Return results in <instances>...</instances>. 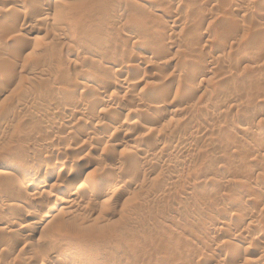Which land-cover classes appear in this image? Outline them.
<instances>
[{"label": "rangeland", "instance_id": "rangeland-1", "mask_svg": "<svg viewBox=\"0 0 264 264\" xmlns=\"http://www.w3.org/2000/svg\"><path fill=\"white\" fill-rule=\"evenodd\" d=\"M0 264H264V0H0Z\"/></svg>", "mask_w": 264, "mask_h": 264}, {"label": "bare ground", "instance_id": "bare-ground-1", "mask_svg": "<svg viewBox=\"0 0 264 264\" xmlns=\"http://www.w3.org/2000/svg\"><path fill=\"white\" fill-rule=\"evenodd\" d=\"M110 66H116L115 65V63H111V65ZM88 78L87 76H85V75H82V76H80V78ZM93 77V76H92ZM11 79V78H10ZM95 79V78H94ZM93 79V80H94ZM88 80H91V79H88ZM92 81V80H91ZM178 87V86H177ZM180 87V86H179ZM178 88H176V91H178L177 90ZM107 91L105 90L104 92H103V94L105 95V94H107L106 93ZM103 95V96H104ZM108 100V99H107ZM105 101V100H104ZM81 110V109H80ZM123 110V109H122ZM79 112V111H78ZM78 112H77V114H78ZM62 114V113H61ZM81 115V114H80ZM73 119V118H72ZM72 119H70V120H72ZM67 121L68 123H71V121ZM199 127V126H198ZM203 127V126H202ZM200 128H201V126H200ZM91 133V132H90ZM94 133H96V132H94ZM89 135V134H88ZM94 135V134H93ZM95 135H97V134H95ZM90 137V136H89ZM93 137V136H92ZM91 138V137H90ZM4 161V160H3ZM1 163H3V162H1ZM35 165H36V163H35V161L32 163V165H31V167L30 168H28V169H26V175H28V177H35L36 176V168H35ZM9 175V174H8ZM23 179V178H22ZM25 179V178H24ZM23 179V180H24ZM259 203V202H258ZM28 217V216H27ZM32 216H30L29 218H31ZM50 217V216H49ZM46 218H48L47 216H45V219ZM42 220V219H41ZM42 222H43V220H42ZM40 224V222L38 223V225ZM14 245V243H12L11 244V247H14L13 246ZM71 245L72 246H74V247H76L77 249H79V250H85V249H87L88 247H89V244L87 243V242H85V241H82V240H73L72 242H71ZM120 249V248H119ZM118 250V249H117ZM123 252V251H122ZM121 253V252H120ZM67 262V261H66Z\"/></svg>", "mask_w": 264, "mask_h": 264}]
</instances>
